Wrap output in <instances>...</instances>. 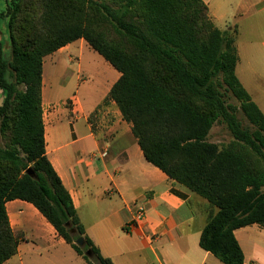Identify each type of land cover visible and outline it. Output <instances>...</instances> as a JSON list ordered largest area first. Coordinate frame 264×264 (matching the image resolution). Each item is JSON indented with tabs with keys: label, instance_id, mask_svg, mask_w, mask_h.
<instances>
[{
	"label": "trees",
	"instance_id": "trees-1",
	"mask_svg": "<svg viewBox=\"0 0 264 264\" xmlns=\"http://www.w3.org/2000/svg\"><path fill=\"white\" fill-rule=\"evenodd\" d=\"M56 2L6 0L0 12L9 45L7 53L0 38V264L17 252L5 208L14 200L31 204L86 264H111L45 154L43 58L79 39L120 74L108 97L145 160L214 210L199 247L243 264L234 231L264 228V114L235 74L236 31L216 29L202 0H71L73 22L59 19ZM221 89L240 103L243 123ZM219 119L230 145L208 141Z\"/></svg>",
	"mask_w": 264,
	"mask_h": 264
},
{
	"label": "crops",
	"instance_id": "crops-1",
	"mask_svg": "<svg viewBox=\"0 0 264 264\" xmlns=\"http://www.w3.org/2000/svg\"><path fill=\"white\" fill-rule=\"evenodd\" d=\"M202 1L216 29L236 31L235 74L264 114V43L238 46L242 32L264 25V0ZM84 51L93 50L79 39L43 58L41 108L46 157L85 234L111 264H222L199 247L210 212L207 202L145 160L131 125L108 97L120 74L103 61L98 79L86 75L80 80L85 78L80 63ZM71 57L78 61L76 66ZM73 98L78 116L67 105ZM19 202L5 204L8 217L17 223L12 232L21 236L16 254L3 264H31L23 259L31 255L45 264H86L31 204ZM138 206L145 208L146 218L126 233L124 226ZM234 236L243 264H264V228H239Z\"/></svg>",
	"mask_w": 264,
	"mask_h": 264
},
{
	"label": "rangeland",
	"instance_id": "rangeland-1",
	"mask_svg": "<svg viewBox=\"0 0 264 264\" xmlns=\"http://www.w3.org/2000/svg\"><path fill=\"white\" fill-rule=\"evenodd\" d=\"M5 1L6 0H0V12H2L5 9V6H6ZM57 1L58 2H56V6H57V10L60 13L59 19H60V16H62V21H65L67 19H69V22L75 21L76 20L75 19L76 14H77V6L75 4H73L71 2V0H57ZM244 27H248V26L244 25ZM0 38L3 39V43H4V45H6L5 51L8 53L9 52V45H7L8 38H7V34L5 33V22L3 21V19H0ZM262 43H264V25L260 24V25H257L251 33L248 29H247V31L242 32L240 34L238 46L240 48H242L245 44L260 45ZM241 53H242V50H241ZM80 59L79 60H80L81 66L83 68L82 70L85 74V78L82 76L80 78V80L86 79V75H88L87 77L89 78V80L98 79L96 77H99L101 75L102 70L100 68L101 67L100 65L104 60L94 51H91V52L84 51L82 54V57H80ZM70 62L72 65H75V66L78 63V61L74 57L70 58ZM45 64L47 66L49 65L48 60H46ZM254 69H255V66H254ZM262 71L264 73V69H262ZM70 74L71 73H68L67 75H70ZM58 76H59L58 73L55 74L54 80H57ZM75 80H76L75 77L72 78V80H71L72 81V86H71L72 89L75 86V83H76ZM220 92L223 94V101H224L225 105L228 106V108L236 115L237 119L243 123L245 120H244L243 114L240 110V103L237 100H235L228 93H224L223 89H221ZM71 100H74V98ZM71 100L69 102H67V105L69 104V106H70ZM1 102H2V97L0 94V105H1ZM208 141L215 143V144H218L219 146H226V145L232 144L233 139H232V136H231L226 124L223 123L219 119L212 126V128L209 132V135H208ZM19 204L22 206H24V205L26 206V204L24 202H19ZM23 211L26 213L25 209H23ZM212 212H214V210L210 211V213H212ZM14 219L15 218H13L12 215H10L8 217L10 227L11 226L14 227L17 225V223ZM28 224H29L30 228L28 227L27 230L29 231L31 229V227H33L34 225L32 222H30ZM31 234H32V232L29 231L28 236L32 237ZM14 236L18 239V238H20L21 234H16ZM23 259H24V261H27L28 259L30 261L32 260L31 264H45V263H43V261H39L41 259L37 258L34 255L26 256Z\"/></svg>",
	"mask_w": 264,
	"mask_h": 264
},
{
	"label": "built area",
	"instance_id": "built-area-1",
	"mask_svg": "<svg viewBox=\"0 0 264 264\" xmlns=\"http://www.w3.org/2000/svg\"><path fill=\"white\" fill-rule=\"evenodd\" d=\"M76 107H77L76 101L71 100L70 110L72 115L74 116H78L80 114ZM145 218H146L145 208L143 206H138L135 209L134 214L132 215L130 221L124 226V231L126 233H130L132 230L138 228L144 222Z\"/></svg>",
	"mask_w": 264,
	"mask_h": 264
},
{
	"label": "water",
	"instance_id": "water-1",
	"mask_svg": "<svg viewBox=\"0 0 264 264\" xmlns=\"http://www.w3.org/2000/svg\"><path fill=\"white\" fill-rule=\"evenodd\" d=\"M76 245L77 246H79V247H82L83 246V241H82V239H78L77 241H76ZM86 256H90V253L89 252H87L86 253Z\"/></svg>",
	"mask_w": 264,
	"mask_h": 264
}]
</instances>
